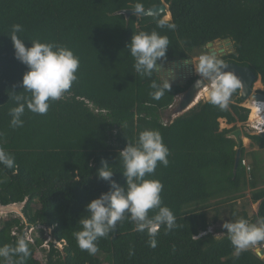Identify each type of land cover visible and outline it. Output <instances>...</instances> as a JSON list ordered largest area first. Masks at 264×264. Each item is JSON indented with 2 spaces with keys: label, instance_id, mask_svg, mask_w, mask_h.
<instances>
[{
  "label": "trees",
  "instance_id": "obj_1",
  "mask_svg": "<svg viewBox=\"0 0 264 264\" xmlns=\"http://www.w3.org/2000/svg\"><path fill=\"white\" fill-rule=\"evenodd\" d=\"M162 2L168 5L169 21L163 20L165 13L129 18L122 14L137 10V4L149 9ZM168 23H175L176 29L169 30ZM14 24L22 25L18 35L26 47L34 40L58 43L80 62L77 80L59 100L50 101L48 112L26 110L23 126L16 128L10 126L8 115L15 107L10 92L22 91L19 83L27 68L14 58L8 37ZM140 31L168 37L166 59L158 64L190 60L208 43L229 39L232 52L217 58L249 68L264 88V0H0V147L14 156L18 166L13 171L0 165V203H16L30 195L24 207L28 222L46 228L45 232L51 229V238L62 248L48 241L41 262L36 252L43 240L32 246L15 217L0 220V247L23 237L30 255L22 264H264L252 250L237 257L226 232L216 238L208 231L212 200L229 204L243 187L255 189L254 174L246 178L241 166L245 148L230 137L234 125L244 124L249 116L241 106L240 89L227 110L200 101L164 124L162 113L197 77L171 85L160 100L152 99L149 85L159 77L139 76L127 50L132 35ZM220 120L234 127L221 130ZM144 129L158 130L169 149V165L158 163L155 173L146 178L162 183V203L173 212L178 226L167 233L161 227L153 249L148 246L149 236L125 220L99 239L98 252L89 255L78 247L73 233L80 230L78 220L86 214L85 206L109 191L97 170L107 163L114 172L112 179L123 186L118 153ZM247 138L264 149L263 139ZM251 200L259 203L250 220L254 223L264 217V188L253 191ZM34 204L39 208L33 209ZM240 217L247 219L244 213ZM130 249L134 254L129 255Z\"/></svg>",
  "mask_w": 264,
  "mask_h": 264
},
{
  "label": "clouds",
  "instance_id": "obj_2",
  "mask_svg": "<svg viewBox=\"0 0 264 264\" xmlns=\"http://www.w3.org/2000/svg\"><path fill=\"white\" fill-rule=\"evenodd\" d=\"M136 7L139 10L142 6L137 4ZM159 26L164 25L161 23ZM176 27L175 23L167 24L171 31ZM22 31V25L14 24L8 36L14 49V58L27 68L19 83L22 91L10 92L15 104L8 113L13 128L23 126L22 117L26 110L39 115L46 114L50 101L59 100L77 80L80 63L70 49L58 43L34 40L31 47H26L18 35ZM168 47V37L157 31H140L132 35L127 45L134 60L135 72L143 78H151L153 73L159 77V81L152 80L149 85L152 89L149 95L154 100H160L170 90V81L174 78L171 70H165L162 63H157L166 59ZM205 49L207 51V47ZM200 55L195 66L200 79L194 86L197 89L205 88L210 104L227 110L233 93L243 87L242 82L233 72L225 70L229 65L222 59L211 54ZM169 154L161 133L144 129L138 133L134 142H128L118 153L123 169L121 174L125 180L123 186L112 179V167L102 162L97 176L108 182L109 191L91 200L85 206L86 214L78 220L80 230L73 235L82 251L95 255L99 250L97 241L108 237L115 231L117 224L125 220L134 223L136 231L149 236L148 246L153 249L157 247L156 235L161 227L167 233L178 226L173 212L162 203V183L157 179L146 178L155 173L158 163L163 167L169 165ZM0 165L13 171L18 167L14 156L3 147H0ZM150 211L152 215H149ZM221 227L226 230L224 234L237 257L250 246L264 241V217H258L254 223L239 217L222 223ZM132 254L130 249L129 255ZM29 255L30 249L25 239L18 237L14 244L0 247V264H22L23 259Z\"/></svg>",
  "mask_w": 264,
  "mask_h": 264
},
{
  "label": "rangeland",
  "instance_id": "obj_3",
  "mask_svg": "<svg viewBox=\"0 0 264 264\" xmlns=\"http://www.w3.org/2000/svg\"><path fill=\"white\" fill-rule=\"evenodd\" d=\"M169 13H167L168 15ZM166 15V17H167ZM168 18H164L165 20H168ZM213 49H214V56H218L221 57V54H224V56H226L228 53H230L231 51H229L221 42H215L213 45ZM223 50V53H221L220 51ZM200 54H212L207 51L204 50V52H199V50L196 51V55L195 57L191 58L190 60H192V62L190 63V65H193L194 67L196 66V64L198 63V56ZM190 77H199L198 74L195 72V74H193ZM180 79V78H179ZM182 78L181 80H179V84L184 83L188 80ZM170 82H178V78H173ZM178 84V83H176ZM255 90V87H254ZM257 91V90H256ZM259 91V90H258ZM183 96V94L179 95L174 104L172 105V107L168 110H165L162 115V122L164 124H168L170 123L173 119H175L176 117L180 116L179 115H173V111L178 103V101L180 100V98ZM207 99H202L201 101H206ZM250 100V99H249ZM249 100L245 101L241 104L242 107H244L245 109L249 110V118L248 120L242 124V123H236L235 126V131L232 133L231 138L233 136L234 133L239 132V140L242 143V146L245 148V156L244 159L246 161V163L250 166L251 168V172L254 174V183H255V189H252L250 186H246L243 187L239 193L240 195L235 198V200L232 203L229 204H213L215 201L212 200L210 202V204L212 205V208L209 209L208 211V220H209V228L208 231L212 232V233H216L215 237L216 238H220L222 237L224 234L223 232H226V230L222 229L221 225L224 222L227 221H231L234 220L236 218H239L243 213L247 215V219L253 220L255 217V214L258 210V205L259 203H254L251 200V193L255 190H259L264 188V149H260L258 144L250 139L247 138V136H255L257 133H259L258 131H256V127L258 128H262L264 129V117L262 118V120L259 119H254L251 118V110L249 108ZM200 102V101H199ZM250 119V121H249ZM220 129H232L234 126L230 125H226L224 120H220ZM263 124V125H261ZM248 176V177H247ZM246 178H249V175H247ZM33 209H37L39 208V205H32ZM13 216H9L7 218H2L0 217V220H4V219H8V218H12ZM220 232V233H219ZM37 235L39 237H43V239H48V236L46 234L45 231L41 230V229H35L32 232V236L37 238ZM59 249H61L59 246H56ZM246 250H252L254 251V253H257L259 251H263L264 250V243L263 241L258 242L254 247L250 246L248 249ZM43 258H41L42 260ZM100 259H103V255L100 256ZM260 259H264V254L261 255ZM40 260V261H41Z\"/></svg>",
  "mask_w": 264,
  "mask_h": 264
},
{
  "label": "water",
  "instance_id": "obj_4",
  "mask_svg": "<svg viewBox=\"0 0 264 264\" xmlns=\"http://www.w3.org/2000/svg\"><path fill=\"white\" fill-rule=\"evenodd\" d=\"M168 12V5H166L164 2L160 5L153 6L149 9H139V10H127L122 12V14L125 15L126 18H129L131 15H136L138 17H154L158 16ZM170 15V14H169ZM165 18V17H164ZM165 20V19H163ZM171 20V16H169L168 20ZM215 42H221L229 51L232 52V45L229 39L223 40V41H215ZM215 42L208 43L206 45L208 52L212 53L211 55L214 54V49L213 45ZM223 53V50L220 51ZM221 57H224V54H221ZM189 63L192 62V60H186ZM189 63H185V61H179V62H173V64L177 65H189ZM228 64V68L225 69L226 71L233 72L242 82L243 87L240 89L239 92V99L242 102L253 100L255 102H262L264 103V88L261 91H254L255 85H261V80L259 76H255V74L247 67L243 66H238L234 63H226ZM200 79V77H197V79L194 81V83L188 88V90L183 93V96L180 98L178 101L174 111L172 112L173 115H179V114H184L185 112L189 111L192 109L197 103H196V98L198 97L199 93L205 89V88H200L197 89L194 85L195 82ZM263 87V86H262ZM255 136L261 138L264 140V131L257 133ZM232 138L238 142L239 141V132H236L233 134ZM239 155L240 151H236V156H235V164H234V169L236 170L238 168V163H239ZM30 198V195H25L23 198L16 202V203H8L6 205H2L0 203V217L2 218H7L9 216H13L15 218H18L21 221V224L24 227V231L27 234H30L34 229H41L45 231L46 228L40 227V226H34L31 225L28 222L27 217L24 214V207L27 204L28 200ZM257 213V212H256ZM51 229L46 230V234L48 236V241L52 243L53 245L57 246V243L55 240L51 238ZM257 256L260 258L261 255L263 254L262 251H259L256 253Z\"/></svg>",
  "mask_w": 264,
  "mask_h": 264
},
{
  "label": "bare ground",
  "instance_id": "obj_5",
  "mask_svg": "<svg viewBox=\"0 0 264 264\" xmlns=\"http://www.w3.org/2000/svg\"><path fill=\"white\" fill-rule=\"evenodd\" d=\"M166 15H167V13H166ZM166 15H165V17H166ZM168 15H167L166 18H168ZM256 90L257 91L258 90L261 91L262 90V86L260 84L259 85H255V90L254 91H256ZM202 99H207L206 94H205V89H203L199 93L198 97L196 98V103H198ZM248 105H249V108L251 110V116L250 117L254 118V119L262 120V118L264 117V103L255 102L253 100H249V104ZM261 125H263V124H261ZM255 130L258 131L259 133L264 131V129L258 128V127H256Z\"/></svg>",
  "mask_w": 264,
  "mask_h": 264
},
{
  "label": "built area",
  "instance_id": "obj_6",
  "mask_svg": "<svg viewBox=\"0 0 264 264\" xmlns=\"http://www.w3.org/2000/svg\"><path fill=\"white\" fill-rule=\"evenodd\" d=\"M201 56V55H200ZM199 56V57H200ZM198 60H199V58H198ZM249 121H250V119H249ZM241 166L245 169V172H246V174L247 175H249L250 174V172H251V168H250V166L246 163V161H245V159H242L241 160ZM35 230V229H34ZM33 230V231H34ZM32 231V232H33ZM32 232L30 233V234H27L26 235V238H27V240L29 241V243L32 245V246H34L35 245V241L36 240H40V241H42L43 240V242L39 245V247L37 248V252H36V255H37V257H38V259L39 260H41V258H43L42 260H41V262H43L44 261V253H43V249H45V250H48L49 249V246H48V239H47V237H46V239H43V237H39L38 235H37V238L38 239H36V237H34V236H32ZM57 246H59L60 248H62V243H57ZM56 247V246H55Z\"/></svg>",
  "mask_w": 264,
  "mask_h": 264
},
{
  "label": "crops",
  "instance_id": "obj_7",
  "mask_svg": "<svg viewBox=\"0 0 264 264\" xmlns=\"http://www.w3.org/2000/svg\"><path fill=\"white\" fill-rule=\"evenodd\" d=\"M162 66L165 70H171L174 73V78L176 77L178 78V82H170V85H173L176 83L179 84L180 82L179 80H181L182 78L187 79V78H190V76H192L193 74H195V67L190 64L189 65L187 64L177 65L173 63H162Z\"/></svg>",
  "mask_w": 264,
  "mask_h": 264
},
{
  "label": "flooded vegetation",
  "instance_id": "obj_8",
  "mask_svg": "<svg viewBox=\"0 0 264 264\" xmlns=\"http://www.w3.org/2000/svg\"><path fill=\"white\" fill-rule=\"evenodd\" d=\"M218 57V56H217ZM219 58V57H218Z\"/></svg>",
  "mask_w": 264,
  "mask_h": 264
}]
</instances>
